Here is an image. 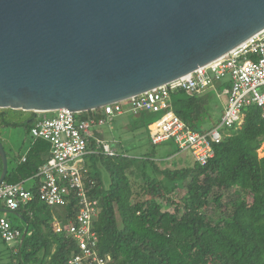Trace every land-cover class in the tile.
Returning <instances> with one entry per match:
<instances>
[{
    "label": "trees",
    "instance_id": "16d2710c",
    "mask_svg": "<svg viewBox=\"0 0 264 264\" xmlns=\"http://www.w3.org/2000/svg\"><path fill=\"white\" fill-rule=\"evenodd\" d=\"M171 107L193 130H202L205 123L214 128L222 114L220 100L210 91L201 95L176 91L171 94ZM18 114L27 117L17 120ZM45 114L0 110V129L22 127L30 136L34 121ZM261 114L262 109L254 106L244 108L240 127L225 131L205 165L192 162L177 167L178 160L169 161L178 154L174 145L160 152L163 144L152 145L148 139L147 128L160 114L127 113L129 131L144 137L150 149L137 152L144 143L111 140L113 155L98 152L83 159L87 193L98 201L93 227L99 254L110 255V264H264V155L258 154L264 142ZM99 117L98 111L77 115L80 120ZM28 143L21 155L9 157L4 149V183L32 181L28 188L36 191V175L50 156V145L31 136ZM166 163L170 166L162 167ZM100 169L108 177L107 185ZM76 211L73 199L62 209L37 198L20 205L16 213L27 233L21 243L20 237L15 247H8L9 264H67L75 252L74 240L55 233L52 218L65 224ZM169 250L175 256H169Z\"/></svg>",
    "mask_w": 264,
    "mask_h": 264
},
{
    "label": "water",
    "instance_id": "95a60500",
    "mask_svg": "<svg viewBox=\"0 0 264 264\" xmlns=\"http://www.w3.org/2000/svg\"><path fill=\"white\" fill-rule=\"evenodd\" d=\"M262 30L264 0H0V110L96 111L185 76ZM0 159L1 184V141Z\"/></svg>",
    "mask_w": 264,
    "mask_h": 264
},
{
    "label": "built area",
    "instance_id": "2783aa9c",
    "mask_svg": "<svg viewBox=\"0 0 264 264\" xmlns=\"http://www.w3.org/2000/svg\"><path fill=\"white\" fill-rule=\"evenodd\" d=\"M220 85L218 88L217 85ZM183 91L187 95L213 92L222 104L217 126L207 131L193 130L177 117L171 107V94ZM254 106L262 109L264 119V30L211 63L189 74L154 88L126 101L104 106L96 111L98 119L80 120L76 114L60 109L48 118L38 117L31 129L33 139L47 141L50 156L37 173L36 191L24 183L0 184V209L17 211L37 198L45 205L62 209L73 199L77 211L73 220L62 223L52 218L55 233H65L74 240L75 252L67 264H110V255H100L98 237L93 222L99 210L98 201L90 197L84 182L87 170L83 166L86 155L114 151L100 136V128L124 113H157L160 117L147 128L152 145L171 143L178 154H189L193 163L205 165L214 155L213 145L220 143L225 131L240 127L243 109ZM264 151V142L259 149ZM24 161V158H22ZM92 184V183H91ZM22 231L0 214V240L8 247L18 244ZM16 248L13 249V253Z\"/></svg>",
    "mask_w": 264,
    "mask_h": 264
},
{
    "label": "rangeland",
    "instance_id": "374dc122",
    "mask_svg": "<svg viewBox=\"0 0 264 264\" xmlns=\"http://www.w3.org/2000/svg\"><path fill=\"white\" fill-rule=\"evenodd\" d=\"M214 100V99H213ZM225 96L221 97V103H225ZM213 103H215V101H213ZM214 112H217V108H213ZM37 116H40L41 114L37 113ZM78 115V114H76ZM53 116V113H46L45 117H51ZM127 113H124L120 116H117L113 119L111 124H107L106 126L101 127L99 130L101 132V138L108 144V146L110 147L109 143H134V144H138V143H144L141 149H137L136 151H145V150H149L150 146L147 144L146 139L143 138H138L136 135L137 133H133L129 131V127H128V121H127ZM27 117V115L25 114H18L16 115V119L17 120H23ZM157 119H155L156 121ZM154 121V122H155ZM202 130H209V123H205L204 127ZM117 137V139L112 137ZM137 137V138H136ZM0 138L2 140V145L3 148L5 149V151L9 154V157H12L13 154H24L25 151L27 150L28 147V141L30 139V136H28L24 129L22 127H18V128H1L0 129ZM111 140H114L113 142ZM170 143L167 144H163L161 146L158 147V150L160 152H168L170 150H172V145H169ZM112 150V148H111ZM258 154L259 156H263L264 155V151L258 150ZM171 160H175V161H179V163L177 162V167H182L185 164H193L192 160L189 156V154L187 153H181V154H177L174 156V158H170L169 161ZM84 163V160H83ZM167 166L169 167L170 164L166 163V164H162V167ZM101 171V169H100ZM101 178L102 181L104 182L105 185H107L108 183V177L107 175L101 171ZM31 183L30 181L26 182L23 184L24 187H28L30 186ZM178 198V197H177ZM175 198V199H177ZM168 209V208H167ZM6 216V218L8 219V221L15 227L19 228L21 231L25 230V223L23 220H21L19 217H16L13 214H4ZM169 256H175L172 250L168 251ZM9 252H8V246L3 243L0 240V264H9Z\"/></svg>",
    "mask_w": 264,
    "mask_h": 264
},
{
    "label": "crops",
    "instance_id": "0c3cea01",
    "mask_svg": "<svg viewBox=\"0 0 264 264\" xmlns=\"http://www.w3.org/2000/svg\"><path fill=\"white\" fill-rule=\"evenodd\" d=\"M100 136H101V133H100ZM49 154H50V152H49ZM27 182H28V181H27ZM30 183H31V185H32V181H30ZM31 185H30V186H31ZM30 186H28V187H30ZM0 214L3 215V216H5L4 213H0ZM5 217H6V216H5Z\"/></svg>",
    "mask_w": 264,
    "mask_h": 264
}]
</instances>
